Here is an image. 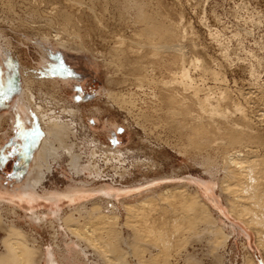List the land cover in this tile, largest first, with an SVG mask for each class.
<instances>
[{
	"label": "bare ground",
	"instance_id": "1",
	"mask_svg": "<svg viewBox=\"0 0 264 264\" xmlns=\"http://www.w3.org/2000/svg\"><path fill=\"white\" fill-rule=\"evenodd\" d=\"M26 2L27 15L19 17L17 25L21 30H31L30 34L40 40L37 45L41 51V62L33 70L23 66L18 55L15 58L10 53L9 47H13V43L1 28L0 56L6 59L7 55L11 69L19 71L17 83L22 99L21 110H18L25 117L35 119L36 146L25 182L17 187L15 196L12 194L16 200L6 198L7 187L0 182V264H108L106 259L95 253L99 248L94 243L96 234L88 224L98 219L118 221L121 214L117 213V207H123L128 218L135 216L136 224L141 225L133 236L144 234L163 240L156 244L152 238L155 241L149 251V262L153 264H160L157 260L159 249L163 245L167 248L165 240L169 230L166 226L201 228L203 233H209V238H223L224 245L229 238L227 228L218 222L211 207L202 198L199 186L192 188L193 182L189 179L174 180L175 183L170 184L171 180L167 177L162 179L165 185L161 189L159 181H154L143 192L132 196L134 191L131 188H117L104 181L98 183L102 169L97 158L102 155L98 154L102 143L86 133L87 130L91 132L92 125L85 120L82 103L64 94L67 82L48 66H41L45 59L53 57L54 48H50L49 43L54 47L79 49V46L72 47L68 39L73 34L77 35L72 31L80 27L84 14L96 26L90 25L94 34L105 44L104 61L118 76L108 81L134 90L128 99L122 94L123 88L117 92L107 90V99L116 102L120 108L132 111L136 108L133 95L143 94L142 104L146 109H143L142 117L145 122L154 124V128L161 126L168 129L176 138L175 147L181 152L191 153L196 161L200 158V163L209 173H223L221 189L226 194L230 211L254 230L259 247L264 249V156L246 149L250 143H264V87L259 85L260 75L254 66L249 70L253 86L243 93L246 94L243 96L244 106L243 103H236L222 86L226 77L221 70L214 68L215 59L200 60L193 56L199 48L198 42L189 35L188 26L182 18L175 21L168 12H164L163 0H115L111 7L100 0H55L49 2L52 6L50 13L43 10L46 0ZM75 6L83 9L81 17L76 18L72 14L74 11L67 9ZM99 8L102 11L100 15ZM110 13L113 17L108 19ZM200 22L209 28L210 36L218 44V56L223 60L230 59L218 28H211L203 16ZM82 25L81 28L84 27ZM216 64L221 63L216 60ZM197 71L199 75L196 76ZM210 79L220 83L216 86L219 92L216 93L215 86L209 85ZM52 103L60 108V113L56 109L45 108ZM226 103L233 104L234 111L225 107ZM252 103L254 106H250ZM93 110L98 112L99 108ZM4 119L6 117L0 116V125ZM20 124L18 131L23 133L25 126L22 121ZM111 124L114 125L109 122L108 127ZM81 140L85 146L90 145L88 152L80 145ZM85 141L88 143L85 144ZM100 153L107 157L110 155L121 163L125 161L126 152L122 149L108 146ZM85 156L87 163L84 162ZM110 156L103 160L109 161ZM64 161L68 162V174L71 176L63 172L62 175L70 178L69 186L63 191L44 188V181L55 165L64 169ZM127 172L124 167L120 177L123 178ZM137 189L141 191L140 187ZM132 199L135 200L130 201ZM157 199L164 200L160 209L153 204ZM39 200L48 201L52 208L39 212L32 210ZM60 202H68V209L61 210ZM22 205L31 209L30 214L26 213L28 219L25 224L17 218ZM74 222L85 225L80 227ZM38 228L52 230L55 243L40 244L36 236L39 234H35ZM245 234L250 237L246 231ZM193 256L189 255V259ZM112 260L115 264H131L123 256ZM171 261L170 258H163V264H172ZM244 264L258 262L249 254Z\"/></svg>",
	"mask_w": 264,
	"mask_h": 264
},
{
	"label": "rangeland",
	"instance_id": "2",
	"mask_svg": "<svg viewBox=\"0 0 264 264\" xmlns=\"http://www.w3.org/2000/svg\"><path fill=\"white\" fill-rule=\"evenodd\" d=\"M26 1L0 0V28L6 31V37L13 43V47H9V49L11 48L10 53L15 58L18 55L17 57L23 66L33 70L32 68L39 66L41 62V51L37 45L40 40L35 35L30 34L31 30H21L17 25V19L27 15L28 10L26 7L28 4ZM47 1L49 0H46V3ZM51 1L55 0L49 2ZM103 1H106L111 7L112 2L115 0H100L102 3ZM163 1L164 12H168L175 21H181L182 18L188 26L189 35L194 36L198 42L199 48L193 56L200 60L215 59V63L213 62L214 68L221 70L227 79L222 82L225 83L222 86L230 92L236 103L240 102L245 106L243 96L246 94L243 93L248 92L249 88L253 86L249 71L252 66L259 72V85L262 84L261 86L264 87V0ZM49 2L47 3L48 6L44 2L45 8L42 6L43 10L48 13L52 12L50 8L52 6L49 5ZM67 9L74 11L72 14L76 18L84 14L83 9H80V7H67ZM101 12V8H99L98 14L100 15ZM202 16L206 22L208 21L207 23L211 25V28H218L220 31L221 34L219 31L218 33L221 42L228 48L230 59L223 60L218 56V44L210 36L209 28L207 29V26L201 24L200 19ZM112 17L113 15L110 13L108 19ZM86 23L88 25H85ZM82 24H84V27L81 28ZM90 25L96 27L91 19L89 20L84 14L80 27L72 29V32L75 31L77 35L74 36L75 34H73L68 39L72 43V47L79 46V49H64L58 46L54 47L53 44L49 43V47L54 48L52 49L53 57L45 59L46 61H43L41 66H48L55 71L57 76L62 77L67 82L64 94L68 98L82 103L86 114L85 120L87 119L86 121H89L92 125L91 132L87 130L86 133L102 143L98 154L104 155L100 151L107 150L108 146L126 152L125 161H122V163L116 159L114 160L110 155L109 161L108 159L104 161L107 155H101L97 158L99 164L101 161L102 169L101 177L97 179L99 180L98 183L104 181L113 184L117 188H131L134 191L131 196L143 192L148 188L147 185L154 181H159V189H161L165 185V180L162 179L167 177L171 180L170 184L175 183L174 180L183 181L185 179L187 181L189 179V182H193L192 188L197 189L196 186H199L202 198L211 207L213 216L227 228L226 231L230 233L229 238L224 245L223 238L219 237L217 239L214 236L209 238V233H203L201 228L197 229L188 225L176 228L166 226L165 228L169 230L165 240L167 248L163 245L157 254V260L160 264H163V258H170L172 264L173 262L174 264H244L249 254L254 256L258 264H264V249L259 247L256 233L230 211L226 194L221 189L220 178L223 173L221 171L214 174L209 173L200 163V158H197L196 161L191 153L181 152L178 147H175L176 138L167 131L168 129L160 125V127L156 126L158 128H154V124L145 122V118L142 117V113L146 109V106L142 104L145 98L143 94L133 95L134 100H136V108L132 111L120 108L118 104H115L116 102L113 103L107 99L105 93L107 90L117 92L123 88L122 94L127 99L134 90L118 87L108 81L117 79L118 76L111 70L110 65L104 61L105 44L94 34ZM55 30L53 34H55ZM5 57L6 59L0 56V116L6 117L0 125V144L2 145L0 149V182L3 186L5 185V188L7 187V190L5 189L8 191L6 198L16 200L14 193H18L17 187L25 182V176L33 162L37 129L35 119L25 117V114L19 111L21 110L19 107L22 99L20 97L21 89L17 83L19 71L17 69L12 70L8 56L5 55ZM216 60L221 64L217 65ZM196 73V76L199 75L198 71ZM214 81L210 79L209 85L215 86L217 93L220 90L217 91L216 86L220 83ZM47 105H45L46 109H56L60 113V108H56L53 103ZM250 106H254L253 103ZM96 107L99 108L98 112L93 110ZM225 107H228L231 111L235 109L231 103H226ZM11 118H13V121H11ZM21 121L25 126L23 133L18 131L22 125L20 124ZM109 122H113L114 125L111 124L108 127ZM106 131L108 132L106 133ZM5 134H7V137L3 138ZM79 142L82 147L84 146L83 150L88 152L90 145L85 146L82 144V140ZM84 143L87 144L88 142L85 141ZM252 145L250 143L251 147L248 146L246 149L251 152L254 151L256 154L260 153V157L264 156V143L256 141ZM84 162H88L86 156ZM124 167L129 172L126 173V177L121 178L119 174L124 170ZM62 172L69 177L71 176L68 174L67 161H64V169L60 168L58 164L55 165L53 172L44 181L43 187L54 191L65 190L70 184V178L63 176ZM75 180L78 181L79 179L75 178ZM139 187L141 191H136ZM133 200L135 199L130 201ZM46 202L48 201L39 200L32 210L38 212L50 210L52 205ZM67 204L68 202H60L61 210L68 209ZM116 204L119 205V201ZM153 204H157L156 208L160 209L164 204V200L157 199ZM28 207L22 205L18 211L17 218L24 224L28 219L26 213H31V209ZM117 213L121 214L118 221L116 219L110 221L98 219L96 222L88 224L95 230L96 234L94 243L99 248L95 253L106 259L108 264H115L112 258L120 256L125 257L131 264H138V262L139 264H153L149 262V251L153 249L155 236H153L155 240H152L153 237L150 235L139 234L133 236V232L137 228L141 229V225L136 224V217L128 218L123 207H117ZM74 224L80 227L85 225L77 222H74ZM244 230L250 234V237H246ZM36 232L39 234L36 236H38L40 244L45 246L49 243H55L56 240H54L52 230L38 228L35 234ZM162 241V239L157 238L156 244ZM89 250L94 252L92 249ZM189 255H194V258L189 259Z\"/></svg>",
	"mask_w": 264,
	"mask_h": 264
}]
</instances>
